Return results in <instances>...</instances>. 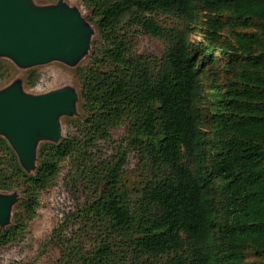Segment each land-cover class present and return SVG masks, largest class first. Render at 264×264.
Returning a JSON list of instances; mask_svg holds the SVG:
<instances>
[{"label":"trees","instance_id":"obj_1","mask_svg":"<svg viewBox=\"0 0 264 264\" xmlns=\"http://www.w3.org/2000/svg\"><path fill=\"white\" fill-rule=\"evenodd\" d=\"M81 1L98 33L78 71L82 116L29 170L0 136V191L22 193L0 248L23 239L66 162L83 199L51 233L56 264H264V0ZM134 33L161 40V55L135 52ZM216 55L223 79L206 105L202 78Z\"/></svg>","mask_w":264,"mask_h":264},{"label":"rangeland","instance_id":"obj_2","mask_svg":"<svg viewBox=\"0 0 264 264\" xmlns=\"http://www.w3.org/2000/svg\"><path fill=\"white\" fill-rule=\"evenodd\" d=\"M60 2L62 7L75 11L84 26L88 29L86 35V45L78 57L72 62H64L57 59H51L44 63L21 66L10 56L0 55V62L4 65L5 75L0 78V92L17 85L21 94L29 97H38L57 91L70 90L76 94L73 103L74 113L72 115H62L57 119L60 136H65L72 132V120L79 119L82 111L79 107L80 81L78 71L85 68L90 60V48L93 40L98 38L96 27L90 20V12L81 0H28V6L34 10L42 11L56 7ZM157 19L163 25L174 26L178 22L174 18L160 14ZM222 35L227 37L226 31ZM201 26L190 33L191 42L201 40ZM133 50L137 53H149L160 56L163 51V43L158 38L141 33H134L131 36ZM217 62L208 64L205 68L202 78L204 84L203 104L208 105L212 99L211 84L218 83L223 79L221 58L216 55ZM37 74L32 82L28 79L31 72ZM123 134V129L118 128L112 131L114 140H118ZM1 136V135H0ZM46 142L41 136L36 138V151ZM103 153H109L106 147ZM34 161V166H35ZM136 157L133 153L128 156V163L125 167V178L128 183L135 180ZM67 163L61 164L60 171L53 184L43 191L38 199V205L35 209L33 218L27 222L24 237L21 241L8 244L0 248V264H56L60 256V249L50 236L54 228L63 220V218L83 199L80 192L74 193L66 181ZM15 201L10 206L6 223H10L12 214L16 210L15 204L22 198L20 189H15ZM1 194H11L10 192H1ZM248 262L254 264L260 260L252 255H248Z\"/></svg>","mask_w":264,"mask_h":264},{"label":"water","instance_id":"obj_3","mask_svg":"<svg viewBox=\"0 0 264 264\" xmlns=\"http://www.w3.org/2000/svg\"><path fill=\"white\" fill-rule=\"evenodd\" d=\"M88 29L78 14L57 3L38 11L28 0H0V55L28 66L51 59L72 62L86 45ZM73 91H57L38 97L21 94L13 85L0 92V135L16 152L26 170L34 167L36 138L57 141L58 117L74 113ZM15 194L0 193V227L7 223Z\"/></svg>","mask_w":264,"mask_h":264}]
</instances>
